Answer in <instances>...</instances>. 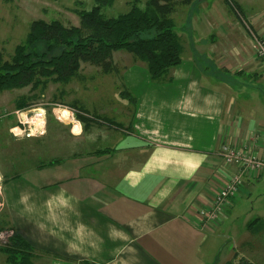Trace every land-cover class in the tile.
Instances as JSON below:
<instances>
[{
  "label": "crops",
  "instance_id": "1",
  "mask_svg": "<svg viewBox=\"0 0 264 264\" xmlns=\"http://www.w3.org/2000/svg\"><path fill=\"white\" fill-rule=\"evenodd\" d=\"M216 1L213 10L207 0L184 4L185 49L172 81H153L143 62L114 53L121 56L114 86L128 103L119 114L111 110L118 127L96 121L84 129L78 120L72 131L56 120L73 141L70 156H63L65 139L55 157L35 168L13 170L17 156L11 171L2 172L10 177L3 184L1 220L37 250L38 264H264L262 247L253 242L251 250L250 241L234 240L241 219L233 216L234 200L214 221L199 212L230 177L223 143H250L259 134L256 152L264 157V110L248 105L249 93L242 90L260 92L257 100L263 101L264 70L252 38L238 35L237 16H227ZM254 24L264 31L262 21ZM257 219L243 228L253 229L249 224ZM232 241L244 251L231 250Z\"/></svg>",
  "mask_w": 264,
  "mask_h": 264
},
{
  "label": "trees",
  "instance_id": "2",
  "mask_svg": "<svg viewBox=\"0 0 264 264\" xmlns=\"http://www.w3.org/2000/svg\"><path fill=\"white\" fill-rule=\"evenodd\" d=\"M115 1L94 0L89 9L76 8L79 25L66 24L57 18L34 19L26 39L16 46L10 58L4 57L0 49V93L30 87V94L22 95L15 103L17 108L31 107L33 99L43 96L50 83L67 85L75 79L86 78L82 74L83 64L98 66L106 74L116 72L114 53L118 51H127L134 60L143 62L153 81H172L173 70L182 63L185 49V36L178 30L174 12L179 4L197 0H180L178 3L175 0H131L126 12L109 16L105 9L112 7ZM234 8L244 16L236 1ZM121 93L127 95L125 91ZM66 95L65 90H61L54 99L63 102ZM69 104L78 109L84 129L96 121L120 125L109 116L91 113L77 97ZM53 117L54 113H51L49 122L55 125L56 118ZM57 161L60 159L43 162L42 166ZM4 176L6 182L10 176ZM257 220L250 226L253 227ZM0 223V230L14 229L1 220V213ZM0 250L7 254L9 264H38L37 250L15 229L9 244L0 246ZM229 264L251 263L240 260Z\"/></svg>",
  "mask_w": 264,
  "mask_h": 264
},
{
  "label": "rangeland",
  "instance_id": "3",
  "mask_svg": "<svg viewBox=\"0 0 264 264\" xmlns=\"http://www.w3.org/2000/svg\"><path fill=\"white\" fill-rule=\"evenodd\" d=\"M129 1L131 0H116L112 7L105 9L106 14L113 16L126 12L129 9ZM175 1L178 3L180 0ZM234 1H236L240 7L241 5L244 7L245 13H243L248 19L236 12V8H234ZM207 2L209 5L212 2V5L208 8H212L213 10V7L215 6V0H207ZM216 2H218L220 6L222 5V7H227V9L230 10V12L227 9L224 11L227 16L231 15V18L234 17L235 19L237 16L238 21L237 19L234 20L239 26L238 35L241 36L242 33L247 38V40L249 39L250 42L251 30H254L259 34L264 33V31H258L259 27L254 24L255 21L257 23L262 21L261 25L264 26V0H242V3L239 0H217ZM93 5L94 0H0V49L3 52L4 57L10 58V55L14 53L16 46L26 39L30 30L31 22L34 19L42 18L45 20H51L53 18H57L65 21L66 24L79 25L80 16L75 12L76 8L89 9ZM182 8L186 10L189 8V5L187 6L184 4H179L176 6L174 13H176V15L180 14V16L174 15V17L177 21V27L179 31H182V25L185 23L181 18ZM209 9L206 10L207 13L210 12ZM251 14L252 16L250 17ZM244 36H242V38L243 40H246ZM251 42L253 44L252 39ZM253 48L255 50L254 44ZM123 52L133 56L127 51ZM120 57L121 56L118 55V59L114 57V60L117 59L118 62ZM120 64H122V62H119L117 66ZM260 68L264 70L261 61H259L258 69L260 70ZM82 74L86 75V78L84 77L83 79H75L67 85L50 83L46 93L43 96L33 99V106L45 105L48 115V124L45 134L34 137H23L16 139L10 130L12 123L15 122V118L11 113L12 110L17 109L15 101L22 95L30 94V87L15 88L0 93V184L2 187L5 182V176L2 172L8 170L7 167L11 166V160H15L17 156V162L19 163L17 166L19 168L17 167L13 170L21 171L24 166L35 168L37 165H40L41 160L55 157L57 155L55 154L57 144L61 143L62 140L67 139L65 143L67 145L65 149L67 150L63 152V156H70L73 152V141L68 138L67 130L55 127L53 123L49 122L51 113H54L53 118H56V120L60 121L54 112L55 104L61 103L68 107L74 108L77 120H80L78 117V109L75 106L69 104L75 97L79 98L82 103L93 113L100 109V113L98 115L103 116H111L113 114L111 110L119 114L118 111H120V105H128V103L124 101L123 97L120 96L114 86V72L106 74L101 71V68L98 66L83 64ZM249 89L251 88L247 86L242 89L244 92L249 93L250 99H247L249 100L247 104L261 107L264 110V97L262 98L263 101L257 100V98L260 99V92H257V94L254 95L253 93H250ZM61 90H65L67 93V95L64 97V101L62 102V100L59 99L55 101L54 95L59 94ZM244 92H241V94ZM49 111H51V113ZM116 117L119 119L117 115ZM60 122L67 124V122ZM75 123L72 125L67 124L69 130L73 131V128L76 130L74 127ZM29 138L35 139L31 140ZM38 139L41 141L38 142ZM20 155L23 157H20ZM21 164H24V166L22 167ZM8 171L11 170L9 169ZM1 191L0 211L6 210V206L3 204L4 201L2 197L4 190L1 189ZM233 200L236 202V206L233 210V216L241 217L240 220H237L233 228L234 240H237V236H239V239H242L246 243L248 241L251 242L248 245L251 250L254 247L253 242L256 243L255 247L258 250L261 247L264 249V173H262V175L257 179H251L247 185L243 186L239 190V195L235 196ZM255 217L259 219L254 224L253 229L247 230L243 228L247 226L243 225L245 222H247V220L253 219ZM244 229L246 232H241V230ZM245 237H249L250 239L246 240ZM233 245L234 241L231 243L233 248L231 250L244 251L243 248L234 249ZM229 248V245H227V248L217 255L219 261L224 259L228 250H230ZM254 252L256 254V249ZM6 257L7 254L0 250V264H9L6 260Z\"/></svg>",
  "mask_w": 264,
  "mask_h": 264
},
{
  "label": "built area",
  "instance_id": "4",
  "mask_svg": "<svg viewBox=\"0 0 264 264\" xmlns=\"http://www.w3.org/2000/svg\"><path fill=\"white\" fill-rule=\"evenodd\" d=\"M251 38L255 46V52L264 68V34L251 30ZM46 106H31L11 111L15 118V124L10 128L16 138L34 137L45 134L47 130ZM54 112L63 122L72 125L77 122L75 109L61 103L55 104ZM64 114H68L66 118ZM260 135L250 136V143L231 144L223 143L220 147V154L227 168L231 170L230 177L224 185L215 193V197L207 208L199 209V212L210 221L216 220L223 215L233 198L239 195V190L245 186L248 178L258 177L264 171V157L256 152V146ZM3 189L0 184V191ZM2 192V191H1ZM193 207V206H192ZM14 235V229L5 228L0 230V245L9 244Z\"/></svg>",
  "mask_w": 264,
  "mask_h": 264
},
{
  "label": "bare ground",
  "instance_id": "5",
  "mask_svg": "<svg viewBox=\"0 0 264 264\" xmlns=\"http://www.w3.org/2000/svg\"><path fill=\"white\" fill-rule=\"evenodd\" d=\"M63 115H65V116H66V118H68V114H64V113H63ZM77 124H79V123H78V122H76V123H75V126H76ZM75 126H74V127H75ZM78 130H79V129H78Z\"/></svg>",
  "mask_w": 264,
  "mask_h": 264
}]
</instances>
